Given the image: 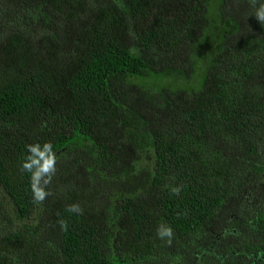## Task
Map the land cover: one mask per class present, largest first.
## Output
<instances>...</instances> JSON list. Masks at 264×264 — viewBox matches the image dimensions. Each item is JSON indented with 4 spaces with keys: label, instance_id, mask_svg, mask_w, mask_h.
<instances>
[{
    "label": "trees",
    "instance_id": "1",
    "mask_svg": "<svg viewBox=\"0 0 264 264\" xmlns=\"http://www.w3.org/2000/svg\"><path fill=\"white\" fill-rule=\"evenodd\" d=\"M46 141L34 203L21 164ZM0 264H264L249 0H0Z\"/></svg>",
    "mask_w": 264,
    "mask_h": 264
},
{
    "label": "clouds",
    "instance_id": "2",
    "mask_svg": "<svg viewBox=\"0 0 264 264\" xmlns=\"http://www.w3.org/2000/svg\"><path fill=\"white\" fill-rule=\"evenodd\" d=\"M249 2L253 8V16L261 25H264V0H249ZM53 148L50 141L42 145L39 142L26 145L28 155L21 164V171L30 173V191L34 203H42L51 194L48 186L55 175L57 164ZM181 188L182 186H171L170 191L174 195H179ZM68 211L80 213L82 209L78 204H71L68 206ZM157 236L160 239L167 238L168 243H171L173 229L171 226H158Z\"/></svg>",
    "mask_w": 264,
    "mask_h": 264
}]
</instances>
